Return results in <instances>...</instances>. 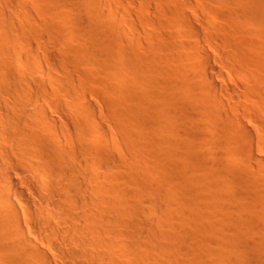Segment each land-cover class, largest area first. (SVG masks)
<instances>
[{"label":"bare ground","instance_id":"6f19581e","mask_svg":"<svg viewBox=\"0 0 264 264\" xmlns=\"http://www.w3.org/2000/svg\"><path fill=\"white\" fill-rule=\"evenodd\" d=\"M68 2L0 0V264L263 250L264 0H90L83 36Z\"/></svg>","mask_w":264,"mask_h":264},{"label":"rangeland","instance_id":"374dc122","mask_svg":"<svg viewBox=\"0 0 264 264\" xmlns=\"http://www.w3.org/2000/svg\"><path fill=\"white\" fill-rule=\"evenodd\" d=\"M71 1L72 0H70V2H68V3H66L67 4V8L70 9L69 12H71V15L73 14V16H71L70 21L75 26V30H77L78 32L80 31L79 33L81 35L82 34L86 35V32L89 30L88 28L91 25L90 23H92V20L90 19V15H89L88 10L86 8V5L88 4V2L90 0H73L72 2ZM77 21H79V22H77ZM75 24H77V27H76ZM78 25H79V27H78ZM96 60L97 59L93 58V56L90 57V61H91L92 66L98 65V62H96ZM84 68H85V66H84ZM101 104H102V102H101ZM101 107H102L101 108L102 110H101L99 116H100V120L102 121L103 119L105 120V117L108 118L107 115H108V113L110 114V112H109L108 109L105 108V105L102 104ZM111 119L112 118L110 117V119L108 118V120H105L108 125L109 124L111 125V123H112ZM104 120H103V122H104ZM109 121L111 123H109ZM96 130L98 132L99 129L95 128V131ZM261 130L263 132L264 131V127L263 128L261 127ZM263 134H264V132H263ZM213 150H215V151H213ZM223 150L224 149L221 147V145L216 140L215 141L213 140L212 144L210 146H208V148H207V152H209L210 156H211V153H212V155H213L212 157H214L215 159L219 158L218 160H222L223 162L227 163L229 166L237 167L238 170H240L241 176L238 178V183L237 184H238V188H239L240 194H241V201L245 205L251 206L255 196L258 195L259 192H260V186L258 185V183L256 182L257 180L255 179V177L251 173H249L244 168L239 167V165H237L235 163V161L232 160L231 157L224 152L225 150L224 151ZM119 156L122 157L121 155H119ZM263 156H264V152H263ZM253 163H254V161H253ZM254 164L257 167L256 169L261 170L263 168L262 171L264 172V165L263 164H257V163H254ZM250 175H252V176L250 177ZM153 217H154V215L151 216L150 218L153 219ZM259 234L260 233H258L257 235L260 236ZM215 238H217V237H215ZM245 252H246L245 255L247 254L246 257L243 255L245 258L243 256H241L242 252L239 254V258H238L239 261H241L244 258L243 260L245 262H243V260H242V262L236 261L237 263L234 262L233 264H235V263L236 264H238V263L239 264H243V263L244 264H251V263L252 264H264V255H263L264 254V249L263 250H257V251H252L251 250V252L250 251L248 252V250H247ZM248 253H250L251 255L248 254ZM246 258H247V261H246ZM238 259L236 258V260H238Z\"/></svg>","mask_w":264,"mask_h":264}]
</instances>
